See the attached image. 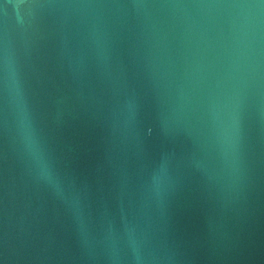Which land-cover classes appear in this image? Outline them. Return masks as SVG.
Segmentation results:
<instances>
[{
	"label": "water",
	"instance_id": "obj_1",
	"mask_svg": "<svg viewBox=\"0 0 264 264\" xmlns=\"http://www.w3.org/2000/svg\"><path fill=\"white\" fill-rule=\"evenodd\" d=\"M0 264H264V0H0Z\"/></svg>",
	"mask_w": 264,
	"mask_h": 264
}]
</instances>
